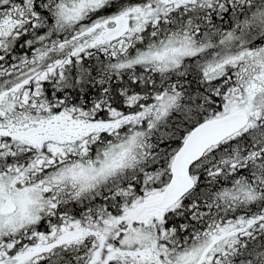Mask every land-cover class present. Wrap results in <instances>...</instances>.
<instances>
[{
  "label": "snow or ice",
  "instance_id": "6c2138e0",
  "mask_svg": "<svg viewBox=\"0 0 264 264\" xmlns=\"http://www.w3.org/2000/svg\"><path fill=\"white\" fill-rule=\"evenodd\" d=\"M0 264H264V0H0Z\"/></svg>",
  "mask_w": 264,
  "mask_h": 264
}]
</instances>
